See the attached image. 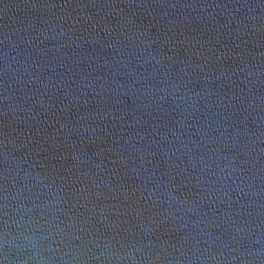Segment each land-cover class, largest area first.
Wrapping results in <instances>:
<instances>
[{"label": "water", "instance_id": "obj_1", "mask_svg": "<svg viewBox=\"0 0 264 264\" xmlns=\"http://www.w3.org/2000/svg\"><path fill=\"white\" fill-rule=\"evenodd\" d=\"M0 264H264V0H0Z\"/></svg>", "mask_w": 264, "mask_h": 264}]
</instances>
